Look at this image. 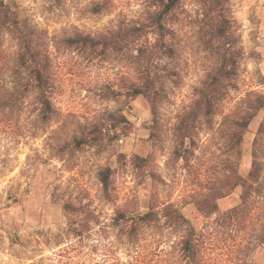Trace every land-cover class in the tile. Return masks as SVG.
<instances>
[{"label": "clouds", "instance_id": "9594fccd", "mask_svg": "<svg viewBox=\"0 0 264 264\" xmlns=\"http://www.w3.org/2000/svg\"><path fill=\"white\" fill-rule=\"evenodd\" d=\"M0 264H264V0H0Z\"/></svg>", "mask_w": 264, "mask_h": 264}]
</instances>
